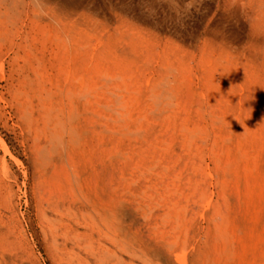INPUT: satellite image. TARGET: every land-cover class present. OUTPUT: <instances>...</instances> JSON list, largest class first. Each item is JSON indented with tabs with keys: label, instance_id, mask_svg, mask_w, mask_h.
I'll list each match as a JSON object with an SVG mask.
<instances>
[{
	"label": "bare ground",
	"instance_id": "bare-ground-1",
	"mask_svg": "<svg viewBox=\"0 0 264 264\" xmlns=\"http://www.w3.org/2000/svg\"><path fill=\"white\" fill-rule=\"evenodd\" d=\"M224 4L249 22L251 36L242 50L218 54L213 43L189 51L140 25L159 28L143 14L128 19V8L107 14L75 0H0V76L33 138L61 264H160L151 241L166 243L179 230L194 235L193 264H230L241 251L243 260L255 230L239 223L258 228L264 216V0ZM178 183L202 201L219 190L226 213L211 201L208 228L182 229L179 216L173 224ZM255 190L262 202L254 205ZM261 237L248 263L264 264ZM187 260L184 252L178 261Z\"/></svg>",
	"mask_w": 264,
	"mask_h": 264
},
{
	"label": "rangeland",
	"instance_id": "rangeland-1",
	"mask_svg": "<svg viewBox=\"0 0 264 264\" xmlns=\"http://www.w3.org/2000/svg\"><path fill=\"white\" fill-rule=\"evenodd\" d=\"M75 1L86 3L89 2V4H94L98 8H103L104 12H106L107 14H111V11L121 13L120 11L122 10V8H128L132 13L131 15L127 16L128 19L134 20L137 23L139 21L134 17L135 13L143 14V16H141L140 14L139 15L143 17L147 23L148 21H150L153 22V24H159V28L154 29L153 27H151L152 25L139 22L140 25H143L144 27L152 29L154 31L156 30L157 32L160 31L159 33L162 37H173L174 39H176L179 45L188 49L189 51H192L193 46L196 45H199L200 47L203 46V49H206L211 46H209V44L211 43H213L212 45H215V50L217 51V53L221 52L224 49H227V46L233 50H242L250 41L249 35L251 36V31L249 22L243 16L229 15L224 4L225 0ZM145 1L151 4L155 3L156 6L155 4L154 6L157 9L154 8V10L151 12L150 8H148L149 6L144 3ZM160 2L162 4H160ZM138 4H140L141 6ZM99 19H101L102 21L105 20L103 16H99ZM175 32L178 33V38L174 36ZM9 69L10 67L7 65V73ZM261 81V78H259L260 83ZM259 86L263 87L261 84H259ZM261 87H259L258 89L261 90ZM12 91V85L9 84L7 78L2 80L0 76V183L1 192L3 195V200L1 199V203L3 204H0V214H2L0 215V221H2L0 222V228H2L0 229V234L2 233L0 235V254L2 255H0V260L4 264H61L59 259V249L53 242L54 237L51 233L52 224H49L48 221V219H50L52 215H49L48 217L45 216L46 205L45 202L41 200V183L43 179L42 175L40 174L41 169L38 165L37 152L33 145V138L31 137V135L28 136V125L22 117V111L19 110L20 108L15 106ZM262 109V111H264V108ZM4 144L9 150V153L5 151V147L3 146ZM256 148L258 149V151L260 150V146H256ZM178 186L179 183L177 184V188H179V190L175 188V191H178L172 192V194H177L172 197V202L174 203L176 201L180 206L170 212L171 222L173 224H177V218L175 217L179 216V223L181 224L182 229H185L186 227V229L191 230L192 228L193 230V228L195 229L194 226H196V224L198 225L196 227L208 228L209 218L215 213L214 209L208 204L211 201L213 203L218 201L220 205H224L223 201H221L222 197H219V190H215L214 192V190L210 188L209 193L205 196V198H207H204L203 200L205 203H203L201 206H195L193 203L194 200L198 201L203 198L202 193H198L196 196H191V192H189L187 189L185 191L184 185H181V188ZM4 187L7 188V190ZM30 191L32 192L30 193ZM255 193L257 194L253 195L254 199L251 201L254 205L256 203L260 204L262 202V196L259 195L258 190H255ZM8 195L10 197H8ZM5 198L6 200H4ZM203 201L200 200V202ZM182 206L185 208L180 209V207ZM222 206V211L226 213V209L224 208V206ZM8 208L11 210H9ZM253 209L254 208H252V210ZM197 212L199 213V215ZM163 213L164 212L162 211H155V216L161 215ZM233 216L235 215L233 214ZM8 218H10V221L8 220ZM233 219L234 217L232 218V220ZM221 220V217L217 218V222H221ZM253 221L251 222V220L249 219V223H245L244 221H241L242 223H239L241 226L240 228L243 231L246 230V227L255 230L253 232L254 237L246 230V232L249 233L250 238H248L250 241L245 237L244 246L246 245V247H248L245 249L246 257L245 255H243V260L245 261H243L241 258V251L238 253V255L240 256H237V259L235 258V261L230 262V264H251L248 263V260L246 258L251 257V254H249V251L251 250V248L249 247H251L250 245H252L251 242H259V238H262L261 236H263L264 238V216L258 228H254V225L256 223H254ZM2 224L6 227H4ZM249 224H251V226H249ZM259 230L261 231V234ZM19 231L21 233H19ZM242 232H240L242 236L247 235L246 232ZM145 234L147 235V232H145ZM5 235H7L8 237ZM193 236L194 235L192 234V232H190V238L187 239L184 231L179 230L178 233L175 232V234L171 235L166 240V243L170 244L177 242V246H175L177 249L175 248L174 250H171L167 245H165L166 243L158 245L154 242V240H152V248L156 251H154L153 253V258L160 264H180V262L178 261L179 256L185 252L187 254L188 264L196 263L195 259L196 255L199 254V249L194 250V248L197 246V243L193 241ZM199 236L200 235H198V237ZM255 238H258L257 242ZM11 239H13V242ZM146 240L149 241V238L147 237ZM183 241H187V243H184ZM60 243H63V241L60 240ZM186 244H189V247ZM60 248L62 249L63 246H61ZM203 248L204 244L201 245V249ZM33 255L35 256V258Z\"/></svg>",
	"mask_w": 264,
	"mask_h": 264
}]
</instances>
